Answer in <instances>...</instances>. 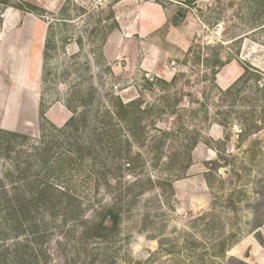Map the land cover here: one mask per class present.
<instances>
[{
  "label": "rangeland",
  "instance_id": "1",
  "mask_svg": "<svg viewBox=\"0 0 264 264\" xmlns=\"http://www.w3.org/2000/svg\"><path fill=\"white\" fill-rule=\"evenodd\" d=\"M19 1L39 7L41 17L23 13L27 16L13 28L24 22L42 42L40 54L36 39L17 57L16 83L0 80V129L32 139L15 142L11 159L0 160L4 186L10 183L7 169L14 173V196L34 188L30 165L37 162L29 148L41 137L39 113L48 124L62 127L73 115L63 99L74 85L88 94L75 106L88 109L92 129L100 127L111 96L124 102L140 97L144 105L161 104L166 95L178 101L173 115L157 117L151 110L142 116L143 129L123 158L130 163L121 179L109 169L106 181L97 175L94 180L92 169V190L83 194L78 186L84 176L72 170L58 176L60 183L50 180L64 189L63 181L72 175L69 191L78 192L84 218L98 222L113 210L119 221L102 240L81 238L80 222L69 220L36 248L39 264H264V0H196L188 8L184 0H7L9 5ZM15 10L0 4V33L4 16ZM177 13L181 21L176 23ZM97 19L102 26L88 33ZM46 37L53 38L56 49L44 83ZM28 60L26 74L22 61ZM217 60L222 67L214 73ZM174 75L179 76L171 86L151 87L144 80L169 82ZM88 86L94 91L90 97ZM53 136L48 128L45 139ZM56 143L69 144L65 135ZM117 161L108 157L109 163ZM212 162L216 168L209 166ZM135 179L142 183L131 187ZM16 233L5 245L20 254L32 237Z\"/></svg>",
  "mask_w": 264,
  "mask_h": 264
},
{
  "label": "trees",
  "instance_id": "2",
  "mask_svg": "<svg viewBox=\"0 0 264 264\" xmlns=\"http://www.w3.org/2000/svg\"><path fill=\"white\" fill-rule=\"evenodd\" d=\"M195 1L196 0H184L183 5L188 8ZM0 4L12 7L22 13H32L41 17L38 13L39 7L30 2L19 1L18 5H9L7 0H0ZM182 16L184 18L183 14ZM113 17L114 13L110 12L107 18L112 19ZM173 20L176 23L180 22V15L175 14ZM106 22L107 21H105V23ZM102 23V19H97L93 25L91 23L89 27H87L88 33L95 31L97 26H102ZM112 24H114V22ZM112 27L113 26L108 27V30L110 31ZM47 36H49V34ZM106 36L107 34L105 32L102 38L103 43H105ZM68 40L69 39H66V41ZM77 45L80 48L82 47L81 40H77ZM55 49L56 46L54 45L53 38L46 37L42 50L43 73L41 78L44 83L50 75L48 64L51 53L55 52ZM221 67L222 63L218 60L215 61L213 72L217 73ZM242 69L245 72L246 69L244 67H242ZM67 70L68 69L62 71V74H65ZM178 76L179 75H174L169 82L156 77L151 80L148 78L144 80L151 87L156 86L157 83L171 86L175 84ZM252 76L258 81L257 76ZM241 77L243 78V76ZM234 85L229 87L225 92L230 93ZM77 87L78 85H74L71 89L65 91V99H63V102L68 110H72L73 115L62 127L58 128L52 124H48L43 117V112L39 113V132L41 133V137L39 141L32 142L29 148L37 162L31 163L30 165V167H35L32 180H30V183L32 182L34 185L33 190L28 193L17 190L15 193L16 196H14L10 185V183H15L12 169H7L4 174L5 179L10 182L8 183V187L3 185V178H1L2 180L0 179V195L3 197L2 199L0 197V264H39L40 257L38 256L36 248L41 247L42 244L46 242V239L48 240V238L54 236L53 231L57 232L61 230L69 220H77L80 222V226L82 227L80 231L81 238H99L106 240L117 227L119 221L118 214L113 210H107L102 213V218L98 222H92V219L88 220L84 218V216L81 215L82 209L79 196H77L78 192L69 191L68 185L70 186L73 182L72 175L84 176L80 180V185L78 186V188L82 189L79 191L81 194L85 193L86 190H92L93 170H96L94 176H102L101 178H103V180L107 179L104 176L112 170H114L118 174V178L121 179L122 171L124 168L129 169L130 163L129 159L124 162L123 158H125L126 152L130 150L131 142H138L140 132L143 129L140 126L142 116L151 110H156L157 117L165 114L173 115L176 112L175 108L178 104L176 99L171 102V95L162 96V103L157 105H144L143 99L140 97L124 102L120 97L111 96L109 101L110 106L105 107L102 112L103 115L99 117L100 121L97 124L100 127L92 129V121H90L88 109H83V111H81L75 106L77 99L82 100L88 96L85 89L82 90L81 86L79 89H77ZM88 88L89 91H91L89 94L90 97L94 91L91 89V86H88ZM87 100L90 102V99ZM202 108V104L200 103L198 111H201ZM96 112L98 113V111ZM104 121L108 123L103 124ZM89 125H91V127ZM48 128H50L54 134L51 140L45 139ZM64 135L69 144L62 145V143H56L53 145V142H60L63 140ZM19 140L26 143L28 141L30 142L32 139L27 135L0 129V160L7 161L11 159L15 150V142ZM196 143L197 141H193L192 147L195 146ZM107 154L108 156H106ZM110 155L113 160L118 161L116 163H109L108 157L110 158ZM92 159H98L99 163H93L92 165ZM88 161H91L89 167H87L86 164ZM215 163L216 162H212L209 166L216 168ZM189 166L190 164L188 167ZM19 170V174L22 175V171H24L25 168L21 169L20 165ZM67 170H72L74 173L66 177L67 179L63 181L65 182L62 184L64 189L49 184L50 180L60 183L58 176L63 175ZM83 170H85L86 173H84ZM97 176L94 180L99 179ZM22 178L24 179L25 177ZM120 179H114V181L117 180L115 184L120 186ZM140 183L142 182L139 179H135L130 186L139 185ZM148 186L149 188L153 187L152 182L149 180ZM75 187H77L76 183ZM169 187L172 189L170 183ZM138 194H142V191ZM14 200H16L17 204H13ZM19 216H22L20 224ZM108 216H112L114 220L112 222L109 221ZM13 220L16 222L17 227H14L11 223ZM18 229H20V231ZM14 231H17L16 234L30 232V237H32L29 246L24 247V252H20V254H18L16 250L10 248L9 245H5ZM221 251H224V247ZM39 252H41V250H39ZM231 261H234L235 264H245L238 260Z\"/></svg>",
  "mask_w": 264,
  "mask_h": 264
},
{
  "label": "crops",
  "instance_id": "3",
  "mask_svg": "<svg viewBox=\"0 0 264 264\" xmlns=\"http://www.w3.org/2000/svg\"><path fill=\"white\" fill-rule=\"evenodd\" d=\"M23 15L25 14L18 10H15L12 13H6V15L4 16V23L2 24L3 31L0 33V54L4 56V61L2 60V58L0 59V80L1 77L6 78L9 81H14V79H16V73L18 71L17 59L19 57L21 58V53L24 54L25 51L28 52L29 48L34 44V40L36 39L38 40V44H40L38 45L40 49L38 48L37 50L38 54H40L39 52L41 51L42 38L36 37L38 31L35 32V30H29L24 22L20 27L13 28L17 20H21L22 22V18H24ZM13 37L15 39H13ZM22 63L25 66V73L27 74V70L30 67V61L28 60L26 62V65L23 61ZM3 74L7 75V77L2 76ZM2 83V86H8V83H4V81H2Z\"/></svg>",
  "mask_w": 264,
  "mask_h": 264
},
{
  "label": "water",
  "instance_id": "4",
  "mask_svg": "<svg viewBox=\"0 0 264 264\" xmlns=\"http://www.w3.org/2000/svg\"><path fill=\"white\" fill-rule=\"evenodd\" d=\"M177 15H178V13H177ZM108 220L112 222L114 220V218L112 216H108Z\"/></svg>",
  "mask_w": 264,
  "mask_h": 264
}]
</instances>
